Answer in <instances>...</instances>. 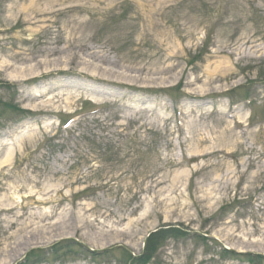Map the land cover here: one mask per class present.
Wrapping results in <instances>:
<instances>
[{
    "label": "rangeland",
    "instance_id": "374dc122",
    "mask_svg": "<svg viewBox=\"0 0 264 264\" xmlns=\"http://www.w3.org/2000/svg\"><path fill=\"white\" fill-rule=\"evenodd\" d=\"M133 261L264 264V0H0V264Z\"/></svg>",
    "mask_w": 264,
    "mask_h": 264
},
{
    "label": "bare ground",
    "instance_id": "6f19581e",
    "mask_svg": "<svg viewBox=\"0 0 264 264\" xmlns=\"http://www.w3.org/2000/svg\"><path fill=\"white\" fill-rule=\"evenodd\" d=\"M19 72L23 73V69H20ZM10 158H11V156H9L6 160H9Z\"/></svg>",
    "mask_w": 264,
    "mask_h": 264
},
{
    "label": "trees",
    "instance_id": "16d2710c",
    "mask_svg": "<svg viewBox=\"0 0 264 264\" xmlns=\"http://www.w3.org/2000/svg\"><path fill=\"white\" fill-rule=\"evenodd\" d=\"M147 258H149V256ZM136 262H139V261H136Z\"/></svg>",
    "mask_w": 264,
    "mask_h": 264
}]
</instances>
